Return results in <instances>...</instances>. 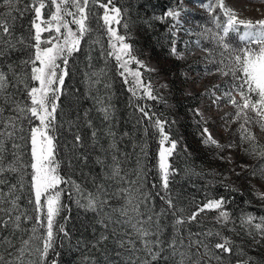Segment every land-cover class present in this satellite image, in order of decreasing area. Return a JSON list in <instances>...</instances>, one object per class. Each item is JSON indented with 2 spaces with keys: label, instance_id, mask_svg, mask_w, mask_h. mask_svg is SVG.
Instances as JSON below:
<instances>
[{
  "label": "snow or ice",
  "instance_id": "1",
  "mask_svg": "<svg viewBox=\"0 0 264 264\" xmlns=\"http://www.w3.org/2000/svg\"><path fill=\"white\" fill-rule=\"evenodd\" d=\"M0 2L7 9L0 13V58H6L16 51L28 53L19 64L8 63L7 71L0 66V247L4 248L0 252V264H25L26 256L36 257L27 259V264H48L50 252H55L58 233L68 236L63 224L58 230L54 227L68 207L62 200L65 193L62 185H70L67 189L69 192L75 190V203L85 211H102L105 205L111 206L109 202L112 199L123 201L119 208L113 210L126 218L123 222L130 224L135 233L136 239L131 238V233H126L129 239L119 241V247L126 248L130 253L128 264H151L166 248L173 255L179 249L186 248L179 252L181 258L177 264H231L232 255L243 256V250L219 231L192 232L189 229L185 244L183 229L186 224L198 222L200 213L205 210L218 211L217 222L224 224L229 221L230 214L224 210L223 197L207 199L190 215H186L184 207L178 206L179 198L174 199L170 194V185L176 174L171 158L176 153L177 142L171 140L165 131L166 121L158 117L153 121L152 114L145 107L138 106V111L158 131L160 137L157 167L165 193L160 198L167 204V209L161 208L158 213L155 212L154 196L146 189L148 173L139 160L137 168L129 172L122 167L119 157L113 155L115 163L111 167V173H104L120 185L112 192H109L105 184L97 183L94 179L96 191H87L85 195V189L80 184L62 174L57 143V135L63 127L59 118L62 112L60 97L64 94L65 78L69 75L70 58L81 51L82 41L93 31L94 19L97 22L103 21L108 35L109 51L102 52V55L115 59L117 67L122 69L121 76L128 73L133 77L129 88L132 95L149 100L157 99L151 83L145 84L141 72L129 68L133 63L138 68H146V65L134 54L128 37L118 30L120 26L127 29V23L123 19L124 11L114 4V0H107L106 3L103 0H29L23 8H19L22 0ZM96 7L103 9L102 15L95 11ZM206 7L213 15L215 27L222 33H212V38L223 49L220 53L221 59L213 60L212 63L219 65L215 69L217 73L230 78L226 81L227 88L223 97L217 96L214 103L227 98L228 103L235 109L233 122H239L241 141L248 145L245 152L260 162L259 171L264 176V145L259 144L252 131L257 126L264 131V18L255 21L239 18L227 6L226 0H214V3L209 0ZM217 9L222 18L216 15ZM17 12L21 18L26 13H34L27 36L15 35V22L18 17L14 13ZM179 15V11L167 12V16L173 19ZM209 32L211 29H206V33ZM45 33L48 35L45 36ZM230 33L239 35L243 47H235L226 42ZM171 51L173 55H179L175 42ZM102 74L103 70H100L92 75L99 77ZM93 82L100 81L97 79ZM125 82L129 83L127 78ZM10 87L16 91L9 92ZM214 87L220 88L219 85ZM17 93L22 95L18 96ZM97 103L104 119H110L111 105L106 104L103 99H98ZM6 112L11 115L5 116ZM87 115L85 113L86 117ZM68 124L69 130L76 126V122L72 120ZM87 124L91 127V120H87ZM204 132L207 137L205 143L217 145V141L206 128ZM108 135L113 137L110 147L115 149L116 134L109 129ZM92 137L95 142V131L92 132ZM72 143L74 147L83 144V138L78 131L74 134ZM146 148L147 144L141 148L145 157ZM125 156L127 158V154ZM97 163L103 166V161L99 158ZM10 176L16 177L15 183L11 182ZM152 188H157V185L153 184ZM24 194L27 195V204L31 209L22 208L19 203L25 198ZM68 198L72 199V196L69 195ZM259 198L264 199V193H260ZM150 200L153 201L150 209L152 214L145 219L146 213L142 211V206H147ZM168 214L173 217L170 239L165 238L166 225L161 223L162 217ZM255 219L249 214L242 216L240 223L241 227L249 226V235L252 234V229L259 234L260 240L253 238V242L259 244L264 241V217L260 218V223H254ZM29 222H33L30 229L25 227ZM99 223L103 224V220ZM117 223L121 221L117 220ZM42 228L45 229L43 233L40 232ZM5 232L8 234L3 235ZM17 233H26L27 238L17 236ZM106 239L107 236L101 235V241ZM17 240L20 241L19 247ZM137 240L143 245L142 249L137 246ZM37 242H42V246ZM140 251L147 253L151 261H141L136 255ZM224 254H228V257ZM52 264L57 262L53 260ZM237 264H253V261L249 257L237 261Z\"/></svg>",
  "mask_w": 264,
  "mask_h": 264
},
{
  "label": "rangeland",
  "instance_id": "2",
  "mask_svg": "<svg viewBox=\"0 0 264 264\" xmlns=\"http://www.w3.org/2000/svg\"><path fill=\"white\" fill-rule=\"evenodd\" d=\"M144 1L146 2V7L148 5H151L150 7L154 6L152 10L154 9L155 11L151 13L152 17H149L142 23V21L134 20V12L131 13L126 0H114V4L124 11L125 15L123 19L127 23V29L120 26L118 30L121 34H125L128 37V42L133 45L134 54L146 65V68H138L133 63L129 65V68L133 71H140L143 82L145 84L151 83L157 99L164 104L167 101L173 103L176 110V114L172 116V120L166 121L170 124H166L170 132V139L175 140L178 146L181 139H184V143L181 151L175 153L173 161L176 164L179 162L184 163L183 169L188 171V173L191 172L198 179L193 183H188L191 184V187L195 191L199 192L204 189L207 191L201 198L204 203L207 199L214 198L215 193L213 190L219 189L217 185L224 182L226 176L232 174L234 170L233 176L230 175L228 177L230 180L226 183L228 184V192H230V189H233L234 191L244 193L246 196V198H241V207L236 208L232 204L235 208H232L233 214L226 224L223 222L218 223V217H210L208 211L200 213L198 222L188 224L191 227L183 229L185 244H187L189 229L192 232L219 231L243 250V256L232 255V257L238 260H245L251 257L253 263L264 264V241H261L259 244L254 243L253 238L260 240L259 234L252 229V234L249 235V226L241 227L240 223V218L249 214L256 218L254 223H260V218L264 217V199L259 198V194L264 193V176L259 171L260 162L245 152L248 145L241 141L238 130L239 122H233L235 109L228 103L227 98H222L219 102L214 103L217 96L223 97V92L227 88L226 81L230 78L217 73L215 69L219 65L212 63L213 60L219 61L221 59L220 53L223 49L212 38V33H222L220 29L215 27L213 15L207 10L206 5L209 3V0H177V2L175 0H166V3L161 0H157L156 3L150 0ZM103 2L106 3L107 0H103ZM212 2L214 3V0ZM140 3L143 4L141 1L137 5L139 6ZM163 4L167 5V8L165 9V13L161 15L157 12L163 7ZM226 4L238 14L239 18L252 19L254 21L264 18V0H226ZM6 10V7L0 2V13H4ZM172 10L179 11L180 13L176 19L167 16V12ZM95 11L99 14L103 13V9L99 7H96ZM215 11L216 15L222 18L219 10ZM98 22L95 19L93 20V31L84 39L86 51L91 61L94 59V63L95 57L90 53L91 46L94 47V52L99 51L102 61H106L105 59L109 58L106 55H102V52L106 53L108 48L107 43L102 39L103 25L98 30ZM206 29H211V32L206 33ZM241 31H243L242 28ZM44 35L47 36L48 34L45 33ZM96 41H99V43ZM173 42H175L179 55L172 54ZM226 42L235 47H243V42L239 40L237 33H230L226 38ZM27 54V51L20 54L18 64ZM89 67L88 73H86L87 83L94 87L98 83H94L93 81L99 79L100 76L97 77L92 74L99 73L103 66H101L100 70H98V64H94V66L90 64ZM149 73H153L154 76H151ZM124 77L130 83L133 80V77L128 73H125ZM9 79H12V77L9 76ZM216 85H219L220 88L214 87ZM17 95L20 96L22 94L17 93ZM237 99L239 98L237 97ZM153 105H157V103H153ZM160 106L161 104L157 105V107ZM162 109L166 110L164 106ZM205 128L212 138L217 141V145L205 143V139L207 138L204 132ZM252 131L257 137L259 144L264 145V131L258 126L253 127ZM158 150L159 144L155 166L158 179L160 180L157 167ZM214 170H218L216 178L210 176ZM253 172L256 174L253 175ZM9 179L12 183L16 182L15 176H10ZM225 187L227 185H223L222 188ZM4 190L7 191L6 188ZM159 192L160 194H165L161 181ZM170 194L174 199L178 197L174 196L172 192ZM178 198L177 204L186 209V215H190L192 211L197 210L195 206L197 200H194V198L189 204H187L186 199L183 204V199L181 197ZM19 203L22 208L27 207L31 209V206L27 202H25L27 206L22 201ZM32 223H27L25 227L30 229ZM57 224L54 226L55 228ZM57 227L59 228V225ZM125 232L129 231L125 230ZM7 234L8 232L3 233V235ZM133 234L135 233L132 230L131 238L136 239ZM16 235H22L23 238H27L26 233H17ZM128 238L129 236L125 233L124 240ZM121 239L123 238L119 237V241ZM37 243L42 246V242ZM16 244L19 247L20 241L17 240ZM137 246L141 249L143 248V245L138 240ZM78 247L83 248L84 246L81 243L76 246H70L68 252L69 260L74 256L77 257ZM185 250L186 248L179 249L173 255L171 250L166 248L164 253L170 254L177 263L181 258L179 252ZM3 251L4 248L0 247V252ZM126 251L128 250L126 249ZM136 255L140 257L141 261L144 259L151 261V257L143 251L136 253ZM120 256L122 258L123 255L120 254ZM129 256L130 253L128 251L125 259L126 264H128ZM225 257L227 256L225 255ZM27 259H36V257L29 258L26 256L25 264H27ZM84 259L86 258L84 257ZM108 264H112V262L110 261ZM113 264H117V262L113 261Z\"/></svg>",
  "mask_w": 264,
  "mask_h": 264
},
{
  "label": "trees",
  "instance_id": "3",
  "mask_svg": "<svg viewBox=\"0 0 264 264\" xmlns=\"http://www.w3.org/2000/svg\"><path fill=\"white\" fill-rule=\"evenodd\" d=\"M141 1L143 4L140 3L138 6L137 3ZM150 1L157 2V0ZM161 1L166 3V0ZM175 1L177 2V0ZM28 2L29 0H22L19 4V8H23ZM126 3L131 9V13L134 12V20L139 22L142 21V23L149 17H152L151 13L155 11L154 9L152 10L154 6L150 7L151 5H148V7H146V2L144 0H126ZM162 6L163 7L157 12L161 15L165 13V9L167 8L165 4ZM14 14L18 17L15 22V35L17 37L21 35L27 36L30 28V20L34 16V13H26L22 18L19 17L18 12ZM100 15H102V13H100ZM98 25L99 30L101 25H103V21L99 20ZM102 39L107 43L108 48V35L104 27ZM93 50L94 47L91 46L90 53L95 57V63L94 59L91 61L86 51L85 40L84 42L82 41L81 51L70 58V63L68 65L69 75L65 78L64 94L60 97L62 112L59 114V118L63 127L57 135L59 158L62 161V174L80 184L81 187L85 189V195L87 191H96L93 184L94 179L97 183L105 184L109 192H112L120 185H118L115 180L109 179L104 173L106 171L109 174L111 173V167L115 163L112 159L113 155L119 157V162L122 167L129 172L137 168V160H139L145 166V171L148 173L146 177V189L152 192L155 204L154 210L158 213L161 208L167 209V204L160 198L163 194L159 192L160 180L158 179L155 166L160 137L158 131L152 127L151 123L138 111V106L145 107L146 110L152 114L153 121L157 117L164 121L172 120V116L176 114V110L174 109L173 103L169 101L164 104L158 99L149 100L147 98L134 97L129 90L131 83H126L125 77L120 75L121 69L117 67L115 59L113 57L106 59L103 57L106 61H102L99 51L97 50L94 52ZM108 50L109 49H107V51ZM20 54H22V52L16 51L10 53L6 58H0V66H3V69L7 71L8 63L16 62L18 64ZM90 64H92V66L98 64V70L103 66V74L99 77L100 82L94 87L87 83L86 78V73H88ZM149 74L154 76L153 73ZM15 91L14 88H9V92ZM96 98L105 99L104 101L111 105L110 119H104L103 114L99 111L100 106ZM153 103H157V105L161 104V106L157 107V105H153ZM163 106L166 110L162 109ZM85 113L88 114L87 117ZM9 114V112H6L5 116ZM69 120L76 122V126L71 127V130H69ZM87 120H91V127L88 126ZM35 123H38V121ZM166 123L170 124L169 122ZM145 128H147V134H145ZM109 129L116 134L115 149L110 147L113 137L108 135ZM77 131L83 138V144L74 147L72 142L74 141V134ZM93 131L97 133L95 142L92 137ZM165 131L170 135L167 124H165ZM125 133L128 135H125ZM183 141L184 139L180 140L176 152L181 151L184 143ZM145 144H147L146 157L141 152V148ZM125 154H127V158ZM174 157L175 154L171 158V163L176 170V174L170 185L171 192L174 196L181 197V199H183L182 203L185 202L186 199L188 202L187 204H189L194 198V200H197L195 206L198 209L204 203L201 198L207 191L204 189L203 191L200 190L197 192L191 187V184H188L198 179L194 177L191 172L188 173V171L183 169L184 163L179 162L176 164L173 161ZM97 158L103 161V166L97 163ZM234 172L235 170L232 174L226 176L224 182H221V184L217 183L219 185L216 184L219 189L213 190L215 193L214 198H224L225 204L223 207L224 210L230 214V217L233 214V205H235L236 208L241 207V198H246L245 194L239 191L230 189V192H228V184L226 183L230 180L228 177L230 175L233 176ZM217 175L218 170H214L210 176L216 178ZM153 184H156L157 188L153 189ZM223 185H227V187L222 188ZM62 187L65 188L62 200L68 207L58 219L57 226L63 224L68 236L65 237L63 233H58L54 246L55 252H50L48 264H52L53 260H55L57 264H108L110 261L112 264L113 261H115V263L117 262V264H126L125 259L128 251H126L125 248L119 247V237H122L124 240V234H132V230L130 224L127 225L128 223L123 222L126 218L121 217L118 211L113 210L114 208H119L123 204V201L112 199L109 202L111 206L105 205L102 211H85L75 203V190L73 189L69 192L67 189L71 187L70 185H62ZM157 192H159V195H156ZM69 195L72 196V199L68 198ZM21 201L24 202V204L27 202L26 194L25 198ZM82 202L86 203V201ZM25 205L27 206V204ZM152 207L153 201L151 200L148 202L147 206H142V211L146 213L144 218L152 214L150 211ZM206 211L208 210L204 212ZM208 212L210 217L215 216V218H217L219 216L218 211ZM109 217L111 219H109ZM153 218L155 219V217ZM100 220H103V224L99 223ZM117 220H120L121 223H117ZM172 220L173 217L171 214L162 217L161 220V223L166 225V239H170L172 236ZM105 225H107V227H105ZM187 225L188 224H186L184 228L191 227ZM57 226L56 229L58 230ZM40 230L42 233L45 231L44 228ZM125 230L129 232H125ZM101 235L107 236V239L101 241ZM132 239L134 238L132 237ZM79 243L84 247H78L77 257L74 256L69 260L68 252L70 246H76ZM120 254L123 255L122 258ZM224 255L228 257V254ZM78 257L80 258L78 259ZM84 257L86 259H84ZM230 259L231 264H237V261H239L232 256ZM152 264L177 263L170 254L163 252L157 260L152 261Z\"/></svg>",
  "mask_w": 264,
  "mask_h": 264
}]
</instances>
